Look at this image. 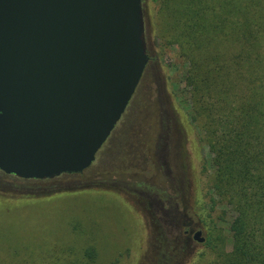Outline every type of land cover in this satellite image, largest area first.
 Returning <instances> with one entry per match:
<instances>
[{
  "label": "rangeland",
  "instance_id": "rangeland-1",
  "mask_svg": "<svg viewBox=\"0 0 264 264\" xmlns=\"http://www.w3.org/2000/svg\"><path fill=\"white\" fill-rule=\"evenodd\" d=\"M155 9L143 0L148 63L92 165L48 180L0 171V264H81L87 248L96 253L93 264H213L193 238L197 230L206 237L197 214H207L213 153L178 98L185 66L175 47L155 38ZM211 214L215 220L220 212ZM218 228L227 236L225 225Z\"/></svg>",
  "mask_w": 264,
  "mask_h": 264
},
{
  "label": "water",
  "instance_id": "water-1",
  "mask_svg": "<svg viewBox=\"0 0 264 264\" xmlns=\"http://www.w3.org/2000/svg\"><path fill=\"white\" fill-rule=\"evenodd\" d=\"M147 63L142 0H0V171L83 173Z\"/></svg>",
  "mask_w": 264,
  "mask_h": 264
},
{
  "label": "trees",
  "instance_id": "trees-1",
  "mask_svg": "<svg viewBox=\"0 0 264 264\" xmlns=\"http://www.w3.org/2000/svg\"><path fill=\"white\" fill-rule=\"evenodd\" d=\"M153 2L155 38L175 47L185 66L178 98L192 108L190 125L213 153L207 214H197L206 228L201 246L213 264H264V0ZM95 257L87 248L81 264Z\"/></svg>",
  "mask_w": 264,
  "mask_h": 264
},
{
  "label": "flooded vegetation",
  "instance_id": "flooded-vegetation-1",
  "mask_svg": "<svg viewBox=\"0 0 264 264\" xmlns=\"http://www.w3.org/2000/svg\"><path fill=\"white\" fill-rule=\"evenodd\" d=\"M112 134V133H111ZM111 136V135H110ZM109 139V138H108ZM199 230H197L196 232H198ZM185 232H187V234H190V233H192L193 232V229L192 228H190V230L189 231H185ZM196 232L194 233V236L196 235ZM201 235V234H200ZM200 235L198 236V238H200ZM194 236H193V238H194Z\"/></svg>",
  "mask_w": 264,
  "mask_h": 264
}]
</instances>
